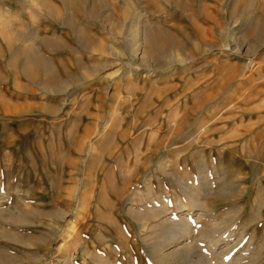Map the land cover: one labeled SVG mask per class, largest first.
<instances>
[{"label": "rangeland", "instance_id": "obj_1", "mask_svg": "<svg viewBox=\"0 0 264 264\" xmlns=\"http://www.w3.org/2000/svg\"><path fill=\"white\" fill-rule=\"evenodd\" d=\"M0 14V250L14 257L0 264H61L68 241V264H159L173 223L158 217L188 212L200 254L223 237L202 264H264V0H0ZM33 45L48 66L27 65ZM135 47L134 66L157 63L147 75Z\"/></svg>", "mask_w": 264, "mask_h": 264}, {"label": "bare ground", "instance_id": "obj_2", "mask_svg": "<svg viewBox=\"0 0 264 264\" xmlns=\"http://www.w3.org/2000/svg\"><path fill=\"white\" fill-rule=\"evenodd\" d=\"M68 1V0H67ZM70 1V0H69ZM16 16V15H15ZM15 19V18H14ZM248 20V19H247ZM247 20L245 21V23L247 22ZM252 21H253V19H251ZM10 21H12V19L10 18V16H3L2 17V14H0V24H7V23H9ZM244 23V24H245ZM249 23V22H248ZM257 23V20L256 19H254V22H253V24H256ZM10 24V23H9ZM259 24V23H258ZM258 24L256 25V26H258ZM246 25V24H245ZM249 25V24H248ZM250 25H251V23H250ZM255 25H254V27H256ZM260 26V25H259ZM258 26V27H259ZM6 27V26H5ZM250 27V26H249ZM253 28V27H252ZM252 28H250V30H252ZM260 28V27H259ZM253 29H255V28H253ZM10 30V29H9ZM20 30V29H19ZM161 30V29H160ZM157 31V30H156ZM163 32V31H162ZM251 32V31H250ZM254 32V31H253ZM203 33V32H202ZM159 34V33H158ZM169 34V33H168ZM167 37V36H166ZM7 38V37H6ZM12 38V37H11ZM238 38V37H237ZM143 39H144V45L146 44L147 46L145 47V46H143V48H142V50H141V56H140V59H143V60H149L150 58H154V51H155V48H154V46H158L159 45V43H160V41L158 40V38H157V34L156 33H151L150 31H146V32H144V37H143ZM244 39V38H243ZM3 40V39H2ZM256 40V39H255ZM260 40H261V38H260ZM234 41H235V45H234V47L233 48H230V49H234V51H236V52H238L239 50H240V48H242V46H243V44L242 43H236V40L234 39ZM245 41V40H244ZM8 42V44L11 42V40L9 41H7ZM89 43V42H88ZM212 43V42H211ZM250 45V44H249ZM34 46V45H33ZM87 46V45H86ZM222 46H224L225 48H228L227 46L228 45H226V44H223ZM246 47H249V46H246ZM20 49L21 50H19L21 53H24V55L26 56V60H27V65L28 66H31L32 64H35V63H39V62H41V63H45V65H46V61H44L43 59V57L41 56V53H40V50H39V48L38 47H24V46H22V47H20ZM137 47H135V48H132V50H131V56H130V62L128 63V65H130V66H134L135 64H134V61H133V59H134V57L136 56V54H137ZM246 50H248V49H246ZM231 51V50H230ZM241 51V50H240ZM239 51V52H240ZM247 52V51H246ZM180 53V52H179ZM178 52H176V51H171L170 50V52H169V54H168V57L169 58H171L172 60L174 59V60H177L178 62H181V61H185L189 56H183V57H181V54H179ZM237 54V53H236ZM252 54V53H251ZM189 55H192V54H190L189 53ZM238 55V54H237ZM241 55V54H240ZM244 55V54H243ZM192 57V56H191ZM189 59V58H188ZM254 62V61H253ZM157 63H156V61L154 62V61H151V62H149V63H144V62H139V64L138 65H136V66H134V67H136V68H143V72H145L144 74H148V72H150L151 71V69H152V67L153 66H155ZM245 65H246V70H248L249 68H250V66L252 65V58H251V55L250 56H248L247 57V61L245 62ZM46 66H48V64L46 65ZM45 66V67H46ZM133 68V67H132ZM232 70V69H231ZM230 70V71H231ZM246 70H244V71H242L241 72V74H240V76L241 75H245V71ZM153 71V70H152ZM233 71V70H232ZM50 72V71H49ZM48 72V73H49ZM233 72H235V71H233ZM230 73V72H229ZM232 73V72H231ZM230 73V74H231ZM239 73V72H238ZM146 74V75H147ZM227 75V74H226ZM237 75V74H236ZM235 76V75H234ZM246 76V75H245ZM243 77V76H242ZM231 77H229V79H230ZM244 79V78H243ZM246 79V78H245ZM43 81V80H42ZM48 81H49V78L47 79V80H44L43 82H41L40 83V85L47 91H50V90H52V88L53 89H56V90H59L60 89V87L58 86L57 88H55V87H51L52 85L51 84H53V83H51L50 85H49V83H48ZM59 81V80H58ZM57 81V82H58ZM50 82V81H49ZM61 83V82H60ZM56 84V83H55ZM55 84H53L54 86H57V85H55ZM57 84H59V82L57 83ZM65 85V83L63 84V83H61V88L63 89V86ZM50 89V90H49ZM61 90V89H60ZM8 104V103H7ZM2 105H4V102L2 103ZM9 105V104H8ZM7 105V107H4L3 109H4V111H6V112H10V113H16V112H22V111H25L27 108H26V106H21V107H18L17 105L15 106L14 105V107L12 106V104H11V106H8ZM20 106V105H19ZM112 108V107H111ZM116 109V108H115ZM115 109H113L112 108V110H111V112H110V115H109V117L108 118H106V120H105V122H104V124L102 125V128H103V130H100V128L99 127H97L96 129L94 128V129H92V128H90V129H87L86 131H85V133H84V135L82 136V137H84V140H85V142H86V147H88L87 148V152H89L91 149H93V144H94V141H96V140H98V141H102L103 140V138H105L104 137V135H105V133H108L112 128H113V126H114V123H115V119H116V110ZM171 120V119H170ZM201 128H202V126H201ZM200 129V128H199ZM201 133V132H200ZM105 136H107V134L105 135ZM81 140H83L82 138H81ZM81 142H83V141H81ZM84 143V142H83ZM89 178V177H88ZM80 188V187H79ZM74 189V188H73ZM77 189V188H76ZM75 189V190H76ZM192 198V197H191ZM150 197H148V199L147 200H149L150 201ZM193 199V198H192ZM192 201V200H191ZM147 202V201H146ZM81 203H83V202H81ZM175 206L176 207H178V208H181V211L183 210L182 209V204H180L179 202H178V200H176L175 201ZM184 208V207H183ZM166 206L164 205V203H163V205H162V207H161V210H163L164 212H167L166 211ZM79 210H80V208H79ZM132 210V209H131ZM156 210V209H155ZM186 210H188L189 211V209L187 208ZM7 211V210H6ZM78 212V211H77ZM4 213V212H3ZM6 213V212H5ZM63 213V212H62ZM153 213V212H152ZM179 214H181V213H179ZM165 213H163L162 214V216L161 217H158V223L159 224H161L162 226L163 225H165V224H167L168 222H170L171 223V225H172V223H173V227H172V233H171V235H170V237H169V241L162 247V248H160V251H159V254L157 255V257H158V262H159V264H178V263H180V262H182V261H186L188 264H202V262H200V258H201V256L202 257H204V258H206L207 260H210L211 259V257L212 256H218L219 255V248H218V244L220 243V241L222 240V238L223 237H216V236H214V235H212V234H209V236L207 237L206 236V243H207V249L208 250H206V251H203L202 252V254H200V247L199 246H197L196 245V242L194 241V238H192L191 237V235H194V234H192L193 233V227L191 226V223H189V218H190V215H191V212H188L186 215H187V217H183L182 215H178V220L177 221H174V220H169L167 217H165ZM201 215H202V213H200V214H198V218L199 217H201ZM189 216V217H188ZM13 217H15V216H13ZM165 217V218H164ZM15 218H17V217H15ZM197 218V219H198ZM144 220V219H143ZM139 223H140V225L139 226H141V228H143L144 226H145V222H143V221H139ZM71 224V223H70ZM158 224V225H159ZM72 225V224H71ZM170 225V226H171ZM70 227V226H69ZM67 229H70L71 231L70 232H73V234H74V229H73V227H70V228H67ZM68 230H66V231H62V232H64L65 234H63L64 235V238L66 239L67 237H70L71 236V234L72 233H70V232H67ZM76 233V232H75ZM72 234V235H73ZM61 235V234H60ZM73 237V236H72ZM68 239V238H67ZM198 241H200V239L198 240ZM67 243V242H66ZM69 241H68V247L66 246V248L64 249V252H63V258L59 261V263H61V264H68L67 262H69V261H71L72 262V254H71V252L73 253V251H69ZM198 244V243H197ZM192 249H193V251H196L195 252V255L197 256V255H199V256H197V257H199V258H194V259H192V253H193V251H192ZM5 250V249H4ZM4 250H0V258L1 259H3L2 260V262H4L5 260H7L8 262H12V261H14V257L12 256V255H9L7 252H5ZM7 251H9V250H7ZM10 252V251H9ZM62 254V253H61ZM193 255H194V253H193ZM72 257V258H69V257ZM180 258H182V259H180ZM92 259V258H91ZM178 259H180V260H178ZM184 259V260H183ZM188 259H189V261H188ZM201 259H203V258H201ZM92 260H96V258H94L93 257V259ZM17 261V260H16ZM37 261V262H36ZM35 262H36V264L37 263H40V264H46L44 261H43V259L41 258V256H39V258H37L36 260H35ZM186 262H184V263H186ZM5 263H7V262H5ZM19 263V262H18ZM70 263V262H69ZM186 263V264H187ZM206 263V262H205ZM223 263V262H222ZM13 264H17L16 262L14 263L13 262ZM97 264H100V263H97Z\"/></svg>", "mask_w": 264, "mask_h": 264}]
</instances>
